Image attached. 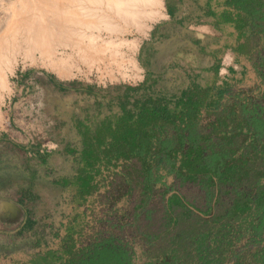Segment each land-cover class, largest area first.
<instances>
[{"label": "rangeland", "instance_id": "374dc122", "mask_svg": "<svg viewBox=\"0 0 264 264\" xmlns=\"http://www.w3.org/2000/svg\"><path fill=\"white\" fill-rule=\"evenodd\" d=\"M16 1L0 0V28L7 17L8 8ZM93 5L99 8L97 4ZM163 12L165 13L164 8ZM58 21L62 22H58V25L65 27L66 21ZM163 23L164 20L159 19L149 23L150 29L142 26V30L136 21L132 23L113 17L112 26L102 23L88 26L87 29L85 26H78L79 29H85L87 37L94 36L96 41L94 37L93 40H88L87 37L81 40L74 36L67 46L58 47V54L65 55L63 63L68 69L64 77L51 66V59H41L39 52L29 54L28 57L23 53L17 55V66L9 75L11 92L5 95L0 107V125L8 117L16 121L17 127L25 129V126L31 124L32 128L27 130L26 136L34 144L44 145L49 157L46 168L50 167V174L46 176L51 189L48 190V184L44 183L41 189H34L40 194L39 201L47 206L44 216L48 231L42 234L40 240L21 243L20 253L9 252L5 257H0V264H29L36 253L48 248H59L74 217L78 219L75 227L80 230L77 247L86 246L100 236L114 237L130 247L133 264H158L157 261L160 263L172 251H175L177 260L174 264H193L198 247L194 239L201 233H206L210 237V243L225 254L227 259L223 264L255 263L254 253L264 242L259 240L247 244L249 236L241 233L252 229L250 226L255 218L236 215L242 209H238V203L233 204L235 208L232 206L229 209L235 194L230 185L226 184L235 176H243L241 173L245 174L253 163L257 162L258 166L264 160V59H257L258 53L264 50V40L258 41L255 55L243 78L229 79L228 92L222 99L218 96L209 97V103L218 101L220 107L212 111L202 110L199 117V131L209 136L212 143H220L225 148L240 151L220 149V152L213 155L210 165H203L200 147H195L192 151L191 148L182 158L178 157V163H170L169 167L173 171L162 167L161 181L148 185L147 190V175H144L137 162L130 163L126 168L119 166L114 170L104 169L97 178V189L86 198H80L70 184L65 185L62 191L55 190L60 189L54 184L62 175L60 173L64 172V163L73 162L74 173L68 175L70 179L78 173L81 165V160L75 157L71 160L70 156L65 159L64 154L58 156L59 149L64 150L73 140L72 147L78 148L76 142L79 135L74 131L75 123L88 115L92 118L103 116L105 107L116 105L120 95L128 88L131 89L130 98L133 101L136 99L138 103L160 99L171 110L178 107L184 96L181 92L186 89L187 79L191 82L195 80L190 75L195 69L181 66L178 55L171 58L160 54L164 42L171 41L172 32L161 34L158 41L151 40L150 35L152 30H156V26ZM58 25L55 27H60ZM23 26L22 28L36 27L31 23ZM107 38H112L113 41L115 39L116 43L111 49L103 51L100 45ZM121 39H126L131 44L134 41L137 48L131 49L133 46H130L128 49L120 43ZM92 42L97 44L96 50L89 53V59L82 58L78 52L79 47ZM158 43L161 48L156 47ZM116 49L119 54L115 61L118 60V63L110 59L112 50ZM129 51L134 52L135 63L121 59ZM163 59H176L177 62L168 64ZM147 69L152 76L149 75V86L145 84L142 87L140 81ZM126 103L135 108L130 100ZM20 104L27 108L24 115L18 107ZM20 119L22 123L19 122ZM12 121L9 124L11 129ZM7 129L10 128L7 127L6 131ZM1 130L2 126L0 140H3V135L11 134V130L6 134ZM180 160H183L181 166ZM33 161L30 159L29 163L32 165ZM204 175L207 176L206 179L202 178ZM25 178L27 177L20 171H15L10 180L0 176V188L16 191L22 183H27ZM212 180L216 183L215 187L211 186ZM36 181L43 182L38 177ZM244 185L242 187L245 191H253L259 198L262 197L260 189L253 182V176ZM174 192L178 194L173 197ZM247 202L249 205L248 200ZM5 226L0 219V230ZM238 230L241 231L240 234L233 235Z\"/></svg>", "mask_w": 264, "mask_h": 264}, {"label": "crops", "instance_id": "0c3cea01", "mask_svg": "<svg viewBox=\"0 0 264 264\" xmlns=\"http://www.w3.org/2000/svg\"><path fill=\"white\" fill-rule=\"evenodd\" d=\"M235 1L164 0L166 15L162 18L164 23L156 26V30H152L150 36L151 40L158 41L161 34L171 31V41L164 42L170 45L167 44V47L164 44L162 47L158 43L156 46L162 47L160 54L171 58L178 55L181 66L195 69L194 73L190 72L191 79L195 80L191 82L187 79L186 89L181 92L183 95L194 86L199 89L210 88L211 97L218 96L222 99L221 93L228 90L227 81L243 78L245 71L249 69L248 65L255 55L258 41L264 40V22L256 13L254 14L253 8L250 9V6L246 7V4ZM254 1L258 4L264 0ZM259 11L264 13V8H260ZM246 17L248 23L254 25V29L250 28V25L245 27ZM163 61L168 64L177 62L176 59H163ZM150 72L147 69L144 73L140 86L144 87L145 84L149 86ZM18 107L24 115L27 108L22 104ZM11 120H13L12 129L9 125ZM19 122L22 123V119ZM0 126L3 134L11 130L13 135H3V140H0V176L10 180L15 171H20L27 177L25 178L27 183H22L16 191L0 188V219L6 225L0 230V257H5L9 252L20 253V246L24 241L40 240L42 234L47 233L48 225L44 216L47 206L39 201L40 194L34 188L41 189L42 183L48 184V190L51 188L50 183L47 182L49 178L46 176L50 174V167L46 168L49 157L45 153L44 145L34 144L26 136L27 130L32 128L31 124L25 126V129L17 127L16 121L8 117ZM7 127L10 129L6 131ZM58 152V156L64 154L65 159H68V156L73 159L68 149H59ZM30 159L35 160L34 164L29 163ZM73 168V162L63 164L64 172L60 173L62 175L54 184L60 189L55 188V190L62 191L65 185L70 184L68 175L74 173ZM37 177L42 178L43 182L36 181Z\"/></svg>", "mask_w": 264, "mask_h": 264}, {"label": "trees", "instance_id": "16d2710c", "mask_svg": "<svg viewBox=\"0 0 264 264\" xmlns=\"http://www.w3.org/2000/svg\"><path fill=\"white\" fill-rule=\"evenodd\" d=\"M235 2L246 4L245 6H250V9L253 8L254 14L256 13L264 22V13L259 11L260 8H264V1H260L258 4L254 0H236ZM258 7L260 8L257 9ZM244 21L247 28L250 25L248 18L246 17ZM250 28L254 29L255 27L251 24ZM211 92L209 89L201 90L191 86V89L179 102V105L183 106L182 111L175 113L162 106L159 100L148 101L143 104L136 118L134 115L128 114L120 119L114 127L108 125L100 133L87 136L84 153L86 171L74 181V191L77 190L76 193L79 197L86 198L97 189V178L101 176L104 169L114 170L119 166L126 168L133 162L140 163L142 172L147 175V186H145L147 190L149 189L148 185L161 181L160 169L162 167L173 171L169 167L170 163L172 165L178 163V157L182 158L191 148L192 151L193 148L200 147L203 165L205 163L210 165L213 155L220 152V149H227L230 152L240 151V149L225 148L220 143H212L209 140L210 137L203 135L198 129L202 110L212 111L220 107L218 101H214L212 105L208 102ZM227 92L228 90L223 91L220 95L223 97ZM182 161L180 160V166ZM261 161L260 165L256 166L257 162L253 163L250 169L245 171V174L241 173L243 176H235L231 182L226 184L233 189L234 203L239 204L238 209L242 207L236 215L241 218L245 215L255 218L253 224H257L258 229L264 226V214H260L259 211L264 209V160ZM251 176H253V182L257 188L260 189L262 195L260 198L253 191H245L244 183ZM202 178L206 179L207 176L204 175ZM211 183V186L215 187L216 183L213 180ZM240 188H242L241 191ZM253 204L256 205L255 209L252 208ZM235 207L233 206V208ZM262 211L264 212V210ZM199 219L203 220V218ZM240 232L237 231L238 234ZM246 232L249 236L254 230L249 229ZM67 233L66 241L68 242L65 246L67 254L57 256L56 253L50 252L31 264H51L53 260H59L61 264H133V252L130 247L125 246L114 237L100 236L79 248L77 239L80 236V230L74 226L67 229ZM253 239V237L248 239L247 244L258 242ZM194 242L198 247L195 251L193 264H223L227 259L225 254L223 255L218 248L210 243V237L206 233L197 235ZM262 251H264V246L259 248L257 253ZM174 255L175 251H172L160 263L157 262L158 264H174L177 261Z\"/></svg>", "mask_w": 264, "mask_h": 264}, {"label": "bare ground", "instance_id": "6f19581e", "mask_svg": "<svg viewBox=\"0 0 264 264\" xmlns=\"http://www.w3.org/2000/svg\"><path fill=\"white\" fill-rule=\"evenodd\" d=\"M93 4H97L99 8L93 7ZM163 8V0H17L12 3L0 28V107L5 95H9L11 92L9 75L13 73L15 66H17V55L19 53H23L28 57L29 54L39 52L40 58L51 59V66L55 67L58 74L64 77L68 69L66 64L63 63L65 55L64 53L58 54V47L67 46L68 41L71 40L70 38L74 36L81 40L87 38L93 40L94 37H87L84 33L85 29H79L78 26H85L86 29L88 26L101 23L112 26L113 17H116L127 22L132 21V23L136 21L142 30L143 27L150 29L149 23L166 16ZM99 11H102V13L100 14ZM57 19L66 21L65 27L58 25V22L60 24L62 22ZM30 23L36 27L22 28L23 24ZM55 25L60 27H55ZM114 41L112 38L104 39L100 47L103 51L111 49V46L116 43ZM120 43L126 45L128 49H130V46H133L131 49L137 48L134 41L132 42L134 44H131L130 41L121 39ZM96 48L97 44L92 42L87 46L79 47L78 52L82 58L89 59V53L95 51ZM134 52L124 53L121 59L135 63L133 60ZM118 54L117 49L112 50L110 58L112 62L118 63V60L115 61ZM118 65L120 66V64ZM0 117H2L1 111Z\"/></svg>", "mask_w": 264, "mask_h": 264}, {"label": "flooded vegetation", "instance_id": "af4514ba", "mask_svg": "<svg viewBox=\"0 0 264 264\" xmlns=\"http://www.w3.org/2000/svg\"><path fill=\"white\" fill-rule=\"evenodd\" d=\"M257 59H264V50H263L262 53H258ZM129 90H131V89L128 88L126 91H124L120 95V97L118 98L119 101H118V103L116 105H107L105 107L106 108L105 111L103 110V116H101V117H93L92 118L90 115H88L84 119H81L78 123H75V125H74L75 126V130L74 131L76 133H78V135H79V136H77L79 139L77 138V142H76L77 145H78V148L72 147V144H73L74 140L71 142L70 145H68L65 148V149H68V150L71 151L72 155H74V156H72L73 158L75 157L76 159L81 160V165H80V167L78 169V173L76 175H74L71 179L68 177V179H70V187H72L73 189L75 187L74 186V181L76 180V178L80 177L82 175V173H84L86 171V167H85V163H84V153H85L86 146H87V136H89V135H93L94 136L96 133H100V131H102L108 125H111L112 127H114V125H116V123L120 119H122L124 116H126L128 114L129 115H134V117L136 118L144 103H146L148 101H156L157 100V99H155V100H145L143 102H139L138 103L136 101V99L133 101L130 98ZM183 97H182V99H183ZM129 100L131 101L132 106L135 105L134 109L127 105L126 101H129ZM158 100H160V99H158ZM161 105L165 106L169 111H171L173 113L181 112L182 109H183L182 105L181 106L178 105V107L175 110H171L164 103H161ZM176 194H178V193L177 192L172 193V195H176ZM172 195L170 197H172ZM233 204H234V200L231 201V204L229 206H232ZM253 205L254 206L252 208L255 209L256 205L255 204H253ZM263 208H264V206H263ZM262 210H264V209L259 210L260 214H262V213L264 214V212ZM228 211H227V213H228ZM77 223H78V219H77V217H74L69 225H70V227H74L75 225H77ZM250 227L254 230V232L252 233V235H249L248 239H251V237H253L254 238L253 240H258V241L260 240L261 243L264 242V226H262L261 229L257 228L258 227L257 224H255V225L253 224V226H250ZM244 233H246L245 235L247 237L248 233L247 232H242L241 234L243 235ZM67 234L68 233L66 232L65 236H63L62 242H61V245H60L59 248H57V249L48 248V249L42 250L39 253H36L32 257V259L29 262V264H31L34 261H37V260L45 257L50 252L56 253L57 256H64L65 253H66L65 246H66V243L68 242V241H66ZM233 235L237 236L238 233L234 231ZM263 246H264V243L262 245H259V247L256 249V251L254 253V255H255V263L254 264H264V251H262L260 253H257V250L259 248L263 247ZM51 264H61V261L53 260V262Z\"/></svg>", "mask_w": 264, "mask_h": 264}]
</instances>
